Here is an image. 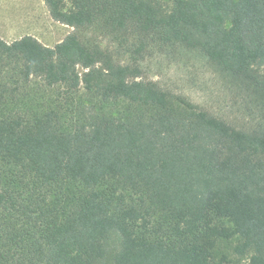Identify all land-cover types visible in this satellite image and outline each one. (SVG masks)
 Returning a JSON list of instances; mask_svg holds the SVG:
<instances>
[{
    "label": "trees",
    "instance_id": "obj_1",
    "mask_svg": "<svg viewBox=\"0 0 264 264\" xmlns=\"http://www.w3.org/2000/svg\"><path fill=\"white\" fill-rule=\"evenodd\" d=\"M43 1L71 34L0 38V264H264V0ZM153 56L256 117L166 90Z\"/></svg>",
    "mask_w": 264,
    "mask_h": 264
},
{
    "label": "rangeland",
    "instance_id": "obj_2",
    "mask_svg": "<svg viewBox=\"0 0 264 264\" xmlns=\"http://www.w3.org/2000/svg\"><path fill=\"white\" fill-rule=\"evenodd\" d=\"M72 32L73 28L50 17L43 0H0V38L8 43L29 35L54 47ZM144 75L227 122L246 124L256 117L244 111V100L238 92L200 62H172L153 56L144 62ZM121 109V105L115 106L114 113Z\"/></svg>",
    "mask_w": 264,
    "mask_h": 264
}]
</instances>
